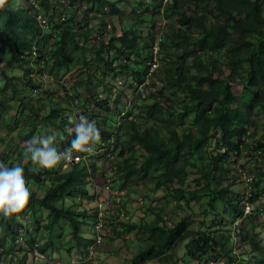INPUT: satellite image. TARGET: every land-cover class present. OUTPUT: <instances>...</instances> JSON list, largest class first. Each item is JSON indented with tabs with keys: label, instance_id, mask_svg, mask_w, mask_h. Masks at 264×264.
I'll use <instances>...</instances> for the list:
<instances>
[{
	"label": "trees",
	"instance_id": "16d2710c",
	"mask_svg": "<svg viewBox=\"0 0 264 264\" xmlns=\"http://www.w3.org/2000/svg\"><path fill=\"white\" fill-rule=\"evenodd\" d=\"M165 1L168 7L164 14L167 17L177 14L174 22L170 24L172 33H164L157 39L159 41L152 35L147 37L144 43L141 37L129 33L134 28L133 25L120 34L110 33L108 36L98 34L95 28L87 27L84 32H80L79 29L83 26L75 14L68 21L57 23L58 32L54 33L50 30V20L47 19L44 24L38 19L41 13L46 16L51 13L49 18L53 16L50 12L53 1L50 0H14V10H0V61L21 62L26 66L24 77L29 79L26 96L18 97L26 106L24 109H31L29 127H20L17 130L18 136L22 138L25 129L29 131L25 137L31 139L37 131L36 122L40 121V118L57 129L64 128L69 123V117L78 118L84 107L85 111H88V106L84 104L89 101L96 108H110L109 96L99 93L100 87H103V91L112 93L106 73L114 70L115 75L122 76L125 71L132 70L134 78L144 82L145 78L152 74L153 65L156 67L158 64L160 54L162 60L167 62L161 67L164 73L163 84L165 87L177 88V92H174L175 100L166 105V115L184 122L189 113L193 112V126L176 128L172 124L174 120L168 117L156 123V119L152 118L151 126L147 125L148 121L147 124L143 122L144 125H141L132 120L128 144L125 143L116 154L117 171L122 178L132 182L141 180L152 185L149 190H160L173 198L181 209L196 201L208 211L204 208L205 199L208 198L209 203L224 201L243 215L239 199L242 194L232 192V187L237 185L240 178L245 184H253L255 174L245 167L237 169L235 165L239 158L254 156L256 160L260 159L262 165L259 167V182H256V185H259L262 177L264 182V124H259L253 117L255 112L264 113V0ZM93 2L103 5L107 2L112 13H118L120 19L125 18L123 12L117 8L120 0ZM212 6L226 16L225 20L211 21ZM157 11L162 14L160 9L157 8ZM101 19L103 24L107 23ZM135 19L137 22L147 23L142 14H136ZM155 23L157 22L154 21ZM110 25L115 31V23ZM53 36L56 37L54 45L51 43ZM157 44L160 48L158 50L155 48ZM162 47L165 54L161 53ZM155 49L159 51L157 58H153V52L157 53ZM87 50L88 54L85 53ZM179 50L182 52H178ZM83 51L84 56L79 57ZM145 53H151V63L146 65L144 72L137 67V62L123 60L126 57H141ZM115 56L119 58L116 64ZM31 57L34 58V63H31ZM77 60L84 68L86 76L74 84L76 93L63 86L60 91L46 89L41 94V84L32 76L33 69L47 71L59 78L61 72ZM0 73L5 75H0L1 93L16 90L15 76L7 74L4 70ZM231 80L244 83L251 94L250 97L245 99L244 94L236 95ZM129 83L134 84L130 79ZM81 90L87 92V101L82 103L79 97ZM59 95L63 98L62 103H67V107L70 105L67 113V107L62 104L60 106L57 102ZM14 108L8 98H0V126L8 125L5 124L6 116L10 115ZM92 117H98V114L94 113ZM94 122L101 131V143L96 146L98 150L105 147L103 142L108 141L111 134L102 127L101 122ZM63 131L68 134L66 129ZM74 137L73 131L66 140L67 143L62 142L63 149L70 148ZM249 138L253 139V143H250ZM9 145L12 147L11 153L18 150L21 152L18 143ZM138 146L144 151L141 156H138ZM21 147L25 150L26 146ZM249 150L250 153H247ZM103 151V156L109 154V149ZM14 155L15 157L1 155L0 162L9 167L18 165L24 168L25 179L34 183V189L31 191L32 197L28 206L30 212L19 214V221L15 215L7 221L0 218V228L3 229V233H0V258L7 254L11 256L8 259L9 264H29L27 257L30 253L36 250L45 253L47 249L44 244L38 243L35 238H26L31 232V227L23 220L26 214L35 218V212L40 207L50 210L48 221L44 224L49 230H52L60 219L69 221L71 243L64 247L65 249L76 246L79 252L84 254V260L93 255L96 257L97 249L93 247L99 235L96 222H103L102 230L106 237L109 218L126 216L122 207L123 199L116 201L119 192L115 195L114 203L108 205L109 200L101 202L103 213L100 212L99 201L94 208L91 207L92 212L89 214L87 208L79 209L75 199L69 198V192L77 190L86 195L83 199H87L89 188L86 187L84 176L87 172L90 175L96 173V163L92 162L90 171H87L89 165L82 161L72 164L75 166L65 171L55 168H39L34 171L38 165L33 164L30 159L25 160L19 152ZM191 171H196L206 178L204 187L192 189L184 186ZM244 171H247L248 175L245 176ZM212 208L215 209L213 205ZM160 209L157 206H148L150 213L155 214L151 221L143 219L139 223L122 222L124 229L138 230V242L135 243L139 249L131 257V264H154L156 260L161 264H173L179 259L175 249L185 240L192 246L189 253L198 264H212L222 252L230 264L235 263L232 256V234L230 230H226L227 224L214 227L216 221L207 224L204 218L197 222L186 216L171 224ZM214 211L216 210L210 213ZM88 217L94 221L91 226L95 232L92 239L82 233V227L86 225ZM240 233L242 236V230ZM23 235L30 248L25 249L22 257L18 258L20 254L16 250L19 246L17 242ZM1 240L2 244L8 243L9 246L4 248ZM241 245L245 248L249 245L255 259L253 264H264V244L256 232L243 236ZM15 253L17 255H14ZM0 262L2 263L1 260ZM47 263L49 264V261Z\"/></svg>",
	"mask_w": 264,
	"mask_h": 264
},
{
	"label": "rangeland",
	"instance_id": "374dc122",
	"mask_svg": "<svg viewBox=\"0 0 264 264\" xmlns=\"http://www.w3.org/2000/svg\"><path fill=\"white\" fill-rule=\"evenodd\" d=\"M50 1H53V6L50 8V12L53 13V16L49 18L51 13H49V16L41 13L42 15H39L38 19L40 18L39 20H41L40 22L42 23H44V19L50 20L47 21L50 22V30L54 33L58 32L57 23L61 24L62 21H68L71 16L75 14L78 22L83 26V28L79 29L80 32H84L88 27L95 28L98 34L103 33L105 36H108L110 33L120 34L124 29L129 30L131 25H133L134 28L132 31H129V33L135 37H141L142 43L146 41L147 37L150 38L152 35L156 36V41H159L157 39L163 36L164 33L169 32V35H171L170 24L174 22L175 17L177 16V14H173L172 16L167 17L164 14V10L168 7V4H166L167 1L165 0H120L119 5L117 4V8L123 12L125 16L124 19H120L118 13H112L107 2L103 5L101 3H94L93 0ZM157 8L160 9L163 15L158 13ZM215 9V6H212L211 21L216 22L219 20H225L226 16ZM183 10L184 9H181V11ZM188 13L190 14L191 12L188 10ZM136 14H142L147 23L143 24L137 22L135 19ZM101 18L107 23L103 24ZM154 21L157 23L154 24ZM110 23H115V31H113V27ZM55 41L56 37L53 36L51 38L52 45H54ZM178 52L182 51L179 50ZM85 53L88 54L89 51L87 50ZM161 53L165 54L163 47ZM157 54H159V51L156 54L153 52V58H157ZM149 55H151V53H145V55L143 54L141 57L135 56V58L126 57L123 60L137 62V67L144 72L146 65L151 63ZM81 56H84V51L79 54V57ZM79 57L78 59H80ZM29 59L31 63H34L33 57ZM118 61L119 58L115 56V64ZM156 62L157 60L155 59V64H157ZM166 63V60L163 61L159 54L158 64L156 67L153 65L152 74L148 75L144 82L137 81L133 76L132 70L125 71V75L122 76L118 74L115 75L114 70L108 71L105 76L107 77L109 86L112 87V93L106 90L103 91V87L99 88V93H102L104 96H109L110 108H108V106L102 109L96 108L93 103L89 101L91 105H89V103L84 104L85 106H88V111H85L86 107L81 109V112H84V116L90 121L101 122L102 127L111 134L110 138L107 139L108 141L105 140L103 142L105 147H101L109 149V154L103 156L102 154L104 151H101L102 153H94V155L82 161L89 164L87 171L92 169V162H95L97 166V171L94 175H90L89 172H87V175L84 176L86 187L89 188V195L87 196V199H83L86 198V195H84L82 191L75 190L69 192L71 194L69 198L75 199L76 203L79 204V209L87 208V210H85L91 214V207L95 206L97 201L102 202L103 200H109L107 204L110 205L114 203L117 192H123L121 194V197H123L122 207L126 216H122V218H119L120 216L109 218L106 237L102 245L101 243H98L99 246H97L96 257L84 260V254H81L79 248L76 246H70L69 250L64 248L68 247V244L71 243L69 242L71 241V227L69 221L66 219H60L55 227L52 230H49L44 224L48 221L50 210L40 207L35 212V218L26 214L23 217V220L31 227V232L29 235H26V238H35L38 243L44 244V248L47 249L44 253L46 257H43L42 259L37 255V252L34 251L27 257V262L29 264H44L45 260V264L48 261L49 264H55V262H60L61 264H131V257L139 249L135 243L138 242V230H126L122 227V222L129 224L132 222H142L143 219L146 221L153 220L155 214L150 213L148 210V206L150 205L161 208V213L164 214L166 220L171 221V224L185 216L190 220L194 219L197 222L204 218L206 219L207 224H212L213 221H216L214 227H217L219 224H227L228 226L226 230H230L232 234V256L235 258V263L232 264H253L255 259L252 257L249 245L245 248L241 244L242 237L252 232H256L264 244L263 177L260 179L259 185H256V182H259V167L262 165L260 159L256 160L254 156H242L235 165L237 169L239 167H245V169H249V172L255 174L253 184H245L240 178L237 185L232 187V192H235V194H242L239 199L241 200V207L244 211L243 215L237 213L232 207L224 203V201L209 203L208 198L205 199V202L203 201L205 203L204 208H207L208 211L203 209V207H201L196 201H192L190 206H187L186 204L185 209H181L176 205V201L173 198L166 196L165 193H162L160 190H149V187H152V185L146 184L141 180L132 182L124 177L122 178L116 169V154L120 152L121 147L125 143L128 144L132 120L138 121L141 125H144L143 122L146 123L148 121V124H146L151 126L153 125L152 118L156 119V123L157 121H162V118L168 117L170 120H174L172 124L176 128L193 126V112L189 113L184 119V122L166 115V105L170 104L172 100H175L174 92H177V88H171L170 86L165 87L163 84L162 74L164 75V73H162L161 67ZM25 69L26 66L19 61H0V72L1 70H4L7 74L15 76L14 82L16 88V90L13 89L9 92L2 91L1 93L0 91V98H8L15 106L11 114L6 116L5 124L8 125L0 126V157L1 155L15 157L14 154H18V152L21 154L20 156H22L24 149L21 146H26V142L30 140V137H25L29 133L28 130L23 129L22 138H20L17 133V130H19L20 127H29L28 120L31 116V109H28V111L24 109L26 106L20 100L22 96H26L25 94L27 92L29 81V79L24 77ZM0 75H4V73H0ZM32 76L35 80L40 82V92L43 94L46 89L60 91L63 86H66L68 89L75 92L74 84L79 80L84 79L86 74L84 68L77 60L76 62L71 63L68 68H65L61 72L59 78L49 74L47 71H40V69H33ZM128 78L132 80L134 84H130ZM1 85H3V81H1ZM231 86L236 95L242 96L244 94L245 99L250 97L251 94L244 83L239 82L238 80H231ZM180 95L184 94L180 93ZM19 96L20 98H18ZM86 96L87 92L81 90L79 95L81 103L82 101H87L85 99ZM62 101L63 98L59 95L57 97L58 104L67 107V103L64 104ZM68 108H70V105L67 107L65 113L69 110ZM149 112H152V114ZM94 113H97L98 117H92ZM253 115L259 124H264V113L255 112ZM36 123L37 131L34 136L51 135L54 137V146L58 151L63 150L64 146L62 142L67 143L66 140H68L72 134H69V129H72L73 125L69 122L64 128L57 129L51 124L42 121L41 118L40 121ZM63 129H66L68 134H66ZM161 132L163 133L164 131ZM248 140L250 143H253L252 138H249ZM15 143H18L21 152L20 150L13 151V154L11 153L12 147L9 144ZM137 150L138 156H141V154L144 153L141 146H138ZM250 151L251 150L247 151V153H250ZM111 156L114 157L110 158ZM74 166L75 165H72L71 162L62 161L55 169L65 171ZM26 182L32 191L34 189V183ZM206 183L207 180L204 176L196 173V171H191V173H189L188 181L184 186L192 189L202 188ZM212 205L215 209L212 208ZM247 205H250V209L247 208ZM213 210L216 211L210 213V211ZM25 211L30 212V209L28 208ZM90 218L88 217L86 225H83L82 233L84 236L91 237L92 239L94 236L93 233L95 232L91 226L94 221L90 220ZM197 224L200 225L201 223ZM240 230H242V236ZM0 233L2 234L3 231ZM24 240L25 235H23L19 242H17V245L19 246L16 250L17 253L20 254L18 258L22 257L25 253V249L30 248V245ZM230 244H228V246H230ZM2 245L4 248L9 246L8 243ZM190 249H192V246L189 245L186 240L176 247L175 250L179 255V259L173 264H198L197 260L191 257L189 253ZM17 253L14 255H17ZM2 256L4 257L0 258L2 261L0 264H9L8 259H10L11 256L7 254ZM13 258L16 259L15 256ZM243 260L245 261L243 262ZM14 262H16V260ZM154 264L161 263L156 260ZM212 264L230 263L228 262V258L224 255V252H222V255L219 256L216 261H213Z\"/></svg>",
	"mask_w": 264,
	"mask_h": 264
},
{
	"label": "clouds",
	"instance_id": "9594fccd",
	"mask_svg": "<svg viewBox=\"0 0 264 264\" xmlns=\"http://www.w3.org/2000/svg\"><path fill=\"white\" fill-rule=\"evenodd\" d=\"M14 9V0H0V10ZM155 48L158 50V45ZM77 111L75 114H77ZM69 122L73 125V128L69 129V134L73 131L75 133V137L71 140L69 149L58 151L54 146V137L51 135L33 136L26 142L23 157L25 160L30 159L33 164L39 166L37 169H34V171H38L39 168H57L62 161L68 162V160H71L73 152L85 156L78 162H71L72 164H76L94 155V153L106 150V148H99L97 150L96 146L101 143V131L94 121H90L84 116L83 112L80 111L78 118L69 117ZM31 197L32 192L27 185L24 168L18 165L9 167L0 162V218L7 221L15 215L17 221H19L21 218L19 214L28 209ZM121 198L123 199V197ZM99 203L101 202L99 201ZM2 231L3 229L0 228V232ZM103 237H105L104 234ZM103 242L104 241H102V243ZM97 246L99 245H93L94 249H97ZM36 252L39 257H46L39 255V253L44 254L43 252L39 250H36ZM93 257L94 255L89 258ZM55 264L61 263L55 262Z\"/></svg>",
	"mask_w": 264,
	"mask_h": 264
},
{
	"label": "built area",
	"instance_id": "2783aa9c",
	"mask_svg": "<svg viewBox=\"0 0 264 264\" xmlns=\"http://www.w3.org/2000/svg\"><path fill=\"white\" fill-rule=\"evenodd\" d=\"M44 24L47 23V20H43ZM85 157L83 155H81L80 153H76V152H73V155H72V159L71 160H68V162H78L80 160H82V158ZM250 179V177H248ZM123 193V192H121ZM121 193H119L118 197H117V202H120L121 201ZM100 212L103 213L102 211V205L100 203ZM247 208L250 209V205H247ZM102 227H103V222L101 220H98V222L96 223V228L98 229V237L96 238V243L95 244H98V243H102V240H103V234H104V231L102 230ZM39 255L41 256H44V254H41L39 253Z\"/></svg>",
	"mask_w": 264,
	"mask_h": 264
},
{
	"label": "bare ground",
	"instance_id": "6f19581e",
	"mask_svg": "<svg viewBox=\"0 0 264 264\" xmlns=\"http://www.w3.org/2000/svg\"><path fill=\"white\" fill-rule=\"evenodd\" d=\"M244 174H245V176L248 175V174H247V171H244ZM44 256H45V255H44Z\"/></svg>",
	"mask_w": 264,
	"mask_h": 264
}]
</instances>
